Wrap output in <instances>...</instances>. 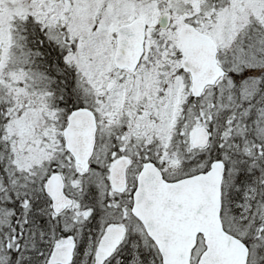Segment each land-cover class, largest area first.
I'll list each match as a JSON object with an SVG mask.
<instances>
[{
	"label": "snow or ice",
	"instance_id": "obj_1",
	"mask_svg": "<svg viewBox=\"0 0 264 264\" xmlns=\"http://www.w3.org/2000/svg\"><path fill=\"white\" fill-rule=\"evenodd\" d=\"M0 264H264V0H0Z\"/></svg>",
	"mask_w": 264,
	"mask_h": 264
}]
</instances>
